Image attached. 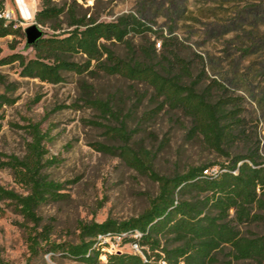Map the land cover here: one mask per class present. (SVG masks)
<instances>
[{
  "label": "rangeland",
  "instance_id": "1",
  "mask_svg": "<svg viewBox=\"0 0 264 264\" xmlns=\"http://www.w3.org/2000/svg\"><path fill=\"white\" fill-rule=\"evenodd\" d=\"M6 1L5 12L22 33L35 24L38 0H26L31 8L22 18L12 0ZM84 7H89V13L100 22L130 16L154 31L142 36L130 34L125 44L113 46L119 58L147 53L153 64H159L156 70L179 74L183 85L199 78L197 90H206L212 100L221 95L220 89L209 88L212 82L227 95L242 98L246 132L253 137L256 131L264 156V0H89ZM40 29L44 37L50 35ZM164 37L176 38L171 47L163 49ZM14 53L26 60L33 58L24 34L16 39L0 38V60ZM75 61L83 62L79 57ZM20 70L17 63L0 64V95L15 100L0 111V164L9 156L21 158L29 141L25 126L40 124L48 135L46 159L52 160L43 174L62 185L59 193L63 194L37 210L41 219L37 231L49 226L51 242L77 243L80 225L126 221L147 207L157 185L124 161L123 148L149 152L154 157L152 170L164 176L205 164H212L209 170L215 174L228 160L209 149L198 133L191 132V120L182 108L158 97L147 83L95 69V73L81 76L64 72L63 82L54 85L23 78ZM10 84H14V92L6 90ZM87 99L110 101L114 115H102ZM118 128L126 137L114 134ZM0 187L24 193L5 167H0ZM32 228L12 203L0 202L1 262L78 264L59 254L32 257L25 240L26 230ZM242 230L264 233L262 225ZM121 252L130 254V249L125 246ZM215 264L255 263L234 262L223 251L216 255Z\"/></svg>",
  "mask_w": 264,
  "mask_h": 264
},
{
  "label": "trees",
  "instance_id": "2",
  "mask_svg": "<svg viewBox=\"0 0 264 264\" xmlns=\"http://www.w3.org/2000/svg\"><path fill=\"white\" fill-rule=\"evenodd\" d=\"M38 1L40 8L34 15V23L50 35L30 46L33 58L26 60L14 53L2 58L1 65L17 63L21 77L54 85L63 82L64 72L81 76L95 73V69L108 76L147 83L158 97L182 108L191 120V132L198 133L209 149L226 155L228 160L212 176L203 174L212 164L164 176L152 170L154 157L149 152L123 148L124 161L157 185L147 207L126 221L80 225L77 243L51 242L49 226L37 231L41 224L37 210L46 201L62 198L63 194L59 193L62 185L44 176L43 170L52 161L46 159L48 135L40 129V124L29 123L25 126L29 141L25 142L24 155L9 156L0 164L10 170L24 193L0 187V202L12 203L22 219L33 225L31 231L26 230L25 238L30 255L59 254L78 264H157L159 259L166 264H215L216 255L227 251L234 262L264 263V233L256 235L242 230L252 225L264 227V156L260 154L256 131L253 137L246 132L243 99L227 95L218 83L212 82L209 88H218L221 94L212 100L206 90H197L199 78L188 86L183 85L179 74H162L156 70L159 64H153L147 53L141 56L134 53L125 59L115 55L112 47L125 44L130 34L142 36L154 32L134 17L123 16L106 23L90 14L89 7H84L89 0ZM4 3L5 0H0V13L5 11ZM13 26V21L0 19V38L22 37L21 28ZM175 39L164 37L163 49L171 47ZM77 57L83 62H76ZM6 90L16 89L10 84ZM86 102L104 116L114 115L110 101L87 99ZM14 103L6 94L0 95V111ZM114 134L126 137L122 128ZM134 230L141 234L138 243L147 248L153 262L131 253L111 254L104 262L100 260V251L93 248L94 237ZM0 264L4 263L0 261Z\"/></svg>",
  "mask_w": 264,
  "mask_h": 264
},
{
  "label": "built area",
  "instance_id": "3",
  "mask_svg": "<svg viewBox=\"0 0 264 264\" xmlns=\"http://www.w3.org/2000/svg\"><path fill=\"white\" fill-rule=\"evenodd\" d=\"M0 19L5 22L12 21V16L9 12H1ZM14 28L19 26L14 25ZM205 176H212L214 172L212 170H206L203 172ZM141 238V234L137 231H128L121 233H103L98 234L93 238V248L100 251V260L105 261L107 255L122 253L121 249L125 246H128L130 249V253L134 255H138L142 260L153 262L154 258L149 257V252L147 248L140 246L138 243ZM157 264H166V262L162 259L157 261Z\"/></svg>",
  "mask_w": 264,
  "mask_h": 264
},
{
  "label": "water",
  "instance_id": "4",
  "mask_svg": "<svg viewBox=\"0 0 264 264\" xmlns=\"http://www.w3.org/2000/svg\"><path fill=\"white\" fill-rule=\"evenodd\" d=\"M23 33L25 35L26 44L28 46H32L38 40L44 38V33L41 31L40 27H38L36 24H32L27 28H25Z\"/></svg>",
  "mask_w": 264,
  "mask_h": 264
},
{
  "label": "crops",
  "instance_id": "5",
  "mask_svg": "<svg viewBox=\"0 0 264 264\" xmlns=\"http://www.w3.org/2000/svg\"><path fill=\"white\" fill-rule=\"evenodd\" d=\"M12 2L14 3V8L18 14V16H20L21 18L28 13L29 8H31L28 5V2L26 0H12ZM5 9H7V1L5 0L4 3Z\"/></svg>",
  "mask_w": 264,
  "mask_h": 264
}]
</instances>
